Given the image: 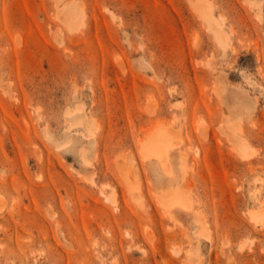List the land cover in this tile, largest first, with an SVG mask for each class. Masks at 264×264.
<instances>
[{
	"label": "rangeland",
	"instance_id": "1",
	"mask_svg": "<svg viewBox=\"0 0 264 264\" xmlns=\"http://www.w3.org/2000/svg\"><path fill=\"white\" fill-rule=\"evenodd\" d=\"M63 1L0 0V264H264V0Z\"/></svg>",
	"mask_w": 264,
	"mask_h": 264
},
{
	"label": "bare ground",
	"instance_id": "2",
	"mask_svg": "<svg viewBox=\"0 0 264 264\" xmlns=\"http://www.w3.org/2000/svg\"><path fill=\"white\" fill-rule=\"evenodd\" d=\"M70 2L71 0H64L63 4L59 7V9L61 10L60 12H62L66 4H69ZM198 5L199 6L197 7L199 8L200 4ZM76 13L77 11L74 12V15ZM80 16L82 17V15ZM205 18L208 22V25L212 28L215 34L217 35L223 34V32L225 31V29L223 28V24L220 19L215 17L214 13L211 10H208L206 12ZM156 127H153L151 125L147 130H145V134H144L145 136L140 137L139 142L141 146V152L143 156L150 158V160L154 157L153 159H155L157 163L166 167L168 164V157L170 155V149L176 144V142L173 139V134L168 129L163 128V127H157V128ZM182 150H183L182 148H179L180 156L183 161L184 160L186 161L187 153L186 151H182ZM120 169L121 171L128 173V171L125 168H123V166H121ZM255 196L257 197L256 193H255ZM107 198L109 197L107 196ZM157 200L159 203L166 205L163 213L165 214V216L172 218V219H174V217L172 216V211H171V207L173 206V204L180 203V204L186 205L185 199L182 198L180 195H178L177 192L160 193L157 195ZM129 217L132 218V216H129ZM131 240H134V239L131 238ZM197 240L198 238L196 239V243L191 242L189 251L191 250V248L195 246L197 247L199 245V243H197L198 242Z\"/></svg>",
	"mask_w": 264,
	"mask_h": 264
}]
</instances>
